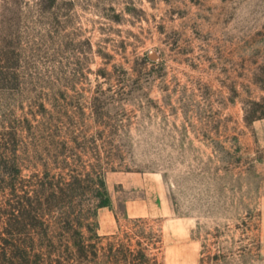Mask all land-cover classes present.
<instances>
[{"label": "rangeland", "instance_id": "1", "mask_svg": "<svg viewBox=\"0 0 264 264\" xmlns=\"http://www.w3.org/2000/svg\"><path fill=\"white\" fill-rule=\"evenodd\" d=\"M0 121L62 186L20 264H264V0H0Z\"/></svg>", "mask_w": 264, "mask_h": 264}, {"label": "trees", "instance_id": "2", "mask_svg": "<svg viewBox=\"0 0 264 264\" xmlns=\"http://www.w3.org/2000/svg\"><path fill=\"white\" fill-rule=\"evenodd\" d=\"M18 125L19 122L6 124L4 121H0V264H20L22 259H27L28 254L34 251L36 247L34 245L53 246L47 230L48 221L45 217L47 210L43 207L47 205L44 201L46 198L44 194L46 189H50V193L53 195L62 190V186L59 184L48 181L49 178L51 179V175L48 176L50 171L41 173L40 170H37L34 160L29 164L33 167V171L29 174H22L23 169L28 167L25 161L30 156L22 157L21 154H24V150L21 154L19 153L20 131ZM97 174L96 184H88L87 187L91 189L93 199L88 207L90 213L97 207L109 204L105 180L99 172ZM45 177L47 178L45 179ZM70 188L69 199L75 193H79L81 188H83L82 191L86 190L84 186L80 185L77 188ZM64 190L67 195L66 189ZM74 210L72 209L73 212ZM91 215L86 219L85 225L88 228H91L93 223L88 220ZM74 216L78 222L79 216L77 214ZM71 225L74 227L73 224ZM73 229L75 230V228ZM77 233L81 235L79 230ZM30 242L32 250H30ZM34 242L35 244H33ZM73 243L79 249H83L86 245L81 239L75 240ZM117 250L123 251L121 247ZM141 257L145 258V253H141L139 258Z\"/></svg>", "mask_w": 264, "mask_h": 264}, {"label": "crops", "instance_id": "3", "mask_svg": "<svg viewBox=\"0 0 264 264\" xmlns=\"http://www.w3.org/2000/svg\"><path fill=\"white\" fill-rule=\"evenodd\" d=\"M131 209H132V207L128 208L129 213H130ZM167 211H169V208H167ZM163 213H164V212H162V211L155 212V214H163ZM165 213H166V212H165Z\"/></svg>", "mask_w": 264, "mask_h": 264}]
</instances>
